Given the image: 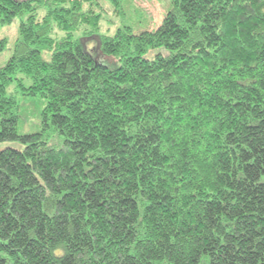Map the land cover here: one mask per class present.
<instances>
[{
    "label": "trees",
    "instance_id": "16d2710c",
    "mask_svg": "<svg viewBox=\"0 0 264 264\" xmlns=\"http://www.w3.org/2000/svg\"><path fill=\"white\" fill-rule=\"evenodd\" d=\"M97 4L0 0V27L26 14L0 66V141L22 144L0 148V264H264V0L113 34ZM15 79L46 99L38 131Z\"/></svg>",
    "mask_w": 264,
    "mask_h": 264
},
{
    "label": "rangeland",
    "instance_id": "374dc122",
    "mask_svg": "<svg viewBox=\"0 0 264 264\" xmlns=\"http://www.w3.org/2000/svg\"><path fill=\"white\" fill-rule=\"evenodd\" d=\"M96 10L101 13L102 19L100 21V33L113 34L114 31L121 26L129 25L135 31L143 28H156L161 22L163 15L171 6L172 0H125L122 10H116L114 4L110 0H97ZM26 14L17 16L11 24L0 27V37L6 36L8 38V45L4 51L0 52V66L4 65L12 54L14 40L18 34V27L21 18ZM62 35V31H58ZM83 30H77L74 33L76 37L83 36ZM86 47L101 61L113 65L112 57L102 53L98 47V36L92 35L82 39ZM163 51L164 48L150 49L146 56L152 58L158 51ZM45 57L49 54L45 53ZM25 85L31 83L29 77L23 74ZM18 80H13L8 86V93L15 94L19 100L20 108L18 110V129L21 133L38 131L41 128V111L46 104V99L42 96H30L22 93L20 87L17 85ZM54 137H52L53 139ZM22 147V144L17 141H0V148L6 146Z\"/></svg>",
    "mask_w": 264,
    "mask_h": 264
}]
</instances>
